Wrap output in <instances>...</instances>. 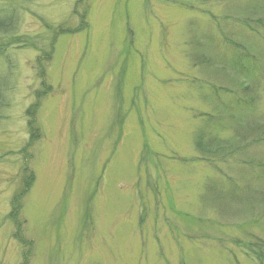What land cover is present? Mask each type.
Instances as JSON below:
<instances>
[{
	"label": "rangeland",
	"instance_id": "rangeland-1",
	"mask_svg": "<svg viewBox=\"0 0 264 264\" xmlns=\"http://www.w3.org/2000/svg\"><path fill=\"white\" fill-rule=\"evenodd\" d=\"M0 1V264H257L264 0Z\"/></svg>",
	"mask_w": 264,
	"mask_h": 264
},
{
	"label": "trees",
	"instance_id": "trees-1",
	"mask_svg": "<svg viewBox=\"0 0 264 264\" xmlns=\"http://www.w3.org/2000/svg\"><path fill=\"white\" fill-rule=\"evenodd\" d=\"M18 1V0H17ZM19 1H27V0H19ZM6 5L7 2H1L0 1V34H6L9 32H12L15 29V19H16V15L13 11V9H11V13L7 14L6 13ZM10 6V5H9ZM258 21H255V28H260L262 30H264V12L261 14V16L259 18H257ZM243 24V23H242ZM243 26H245L243 24ZM250 27L249 29L252 30L254 29L251 26H247ZM244 90L248 89V86H244L243 87ZM251 101V100H249ZM30 112V111H28ZM32 113V112H30ZM258 129V130H257ZM30 132V139L31 140H38L41 136L40 134V130H29ZM236 132V131H235ZM239 132L238 137L237 134ZM253 132L252 137L250 139L249 142L245 143V146H248L249 144L252 145L254 143L259 142L260 140V133L261 130H259V127H257ZM205 132L201 131L200 133H198V135L195 138L194 144H195V148L196 151L200 152V153H208L209 155L214 154L216 152V154H220L221 152H225L226 154L222 153L223 155H228L230 153H233L235 151H237V148L240 149L241 147L243 148L244 145H234V143H239L240 141L244 140L243 139V134H240V131H237V134H234V143L233 142H229L230 146L229 148L226 149H221L223 148L222 143L217 141V140H212V139H206L205 138ZM239 138V139H236ZM207 140V141H205ZM225 143L227 145H229L226 141ZM233 143V144H232ZM232 144V145H231ZM224 145V146H227ZM215 151V152H214ZM208 155V156H209ZM25 165V163H24ZM23 172H24V178H23V186L21 188V190L19 191V193L15 196H13V198L11 199V212L9 213V215L13 218V220L16 222L19 213L22 209V198L25 195V193L30 189L33 181H34V175L33 172L31 170H29L28 166H23ZM14 222V223H15ZM17 224H20V222L17 221ZM240 246V245H239ZM242 250L244 251V253L247 256L252 257L257 264H264V241H258L255 243H246L243 245H241ZM26 255V251L23 252V257Z\"/></svg>",
	"mask_w": 264,
	"mask_h": 264
}]
</instances>
